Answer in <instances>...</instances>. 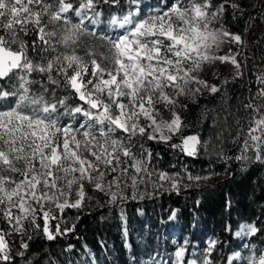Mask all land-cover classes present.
<instances>
[{
	"label": "snow or ice",
	"instance_id": "snow-or-ice-1",
	"mask_svg": "<svg viewBox=\"0 0 264 264\" xmlns=\"http://www.w3.org/2000/svg\"><path fill=\"white\" fill-rule=\"evenodd\" d=\"M229 8L235 15L240 5L0 0V264H57L32 248L74 234L76 224L67 223L66 213L76 210L79 219L93 199L99 207L120 209L127 236L124 203L155 199L160 190L179 194L210 178L157 169L147 142L192 158L211 146L225 161L264 165V72L254 91L249 86L245 116L236 121L238 155L226 156L200 133L189 134L177 110L188 107L181 97L221 93V86L201 78L206 64H231L233 78H243L239 52L218 54L225 43L243 48L242 36L225 26ZM89 188L100 195L90 196ZM262 231L243 224L236 235ZM217 244L210 241L204 254L190 259L186 241L168 264H220ZM238 247L247 253L234 252L222 264H264V249Z\"/></svg>",
	"mask_w": 264,
	"mask_h": 264
},
{
	"label": "trees",
	"instance_id": "trees-1",
	"mask_svg": "<svg viewBox=\"0 0 264 264\" xmlns=\"http://www.w3.org/2000/svg\"><path fill=\"white\" fill-rule=\"evenodd\" d=\"M235 2L240 9L235 15L231 8L228 9L226 28L240 34L243 40L247 37V30H252L248 37L250 55L243 50L239 57L244 64L243 78L234 79V74L220 72L212 81L221 86V93H204L194 100H186L184 103L188 107L181 110L189 134L200 133L202 140H210L230 157L239 154L232 138L236 134V121H243L245 116L242 103L246 102L249 86L255 90L256 76L264 72V1ZM225 80H228L226 85ZM145 147L154 153L153 164H158L163 171L174 173L188 169L194 174L222 175L225 178L199 188L182 189L179 194L171 192L155 199L123 204L127 236L124 235L119 208L90 207L79 213V219H76V210H69L67 223H75L76 232L56 242L39 240L32 251L42 259L50 256L57 264H81L82 255L88 261L97 260L103 264H134L138 252L131 229L144 219L160 231H166L172 225L193 239L197 233L214 237L218 241L216 255L219 254L217 258L222 264L233 248L232 233L241 225L257 224L264 230V165L248 163L243 166L240 162L214 156L213 152L201 151L196 158L187 157L164 144L152 142H147ZM173 211L176 216L170 220ZM138 212L143 213V218ZM225 225H231L232 231H225ZM252 240L257 247L264 248V231ZM69 244L74 246L72 252L65 251Z\"/></svg>",
	"mask_w": 264,
	"mask_h": 264
},
{
	"label": "rangeland",
	"instance_id": "rangeland-1",
	"mask_svg": "<svg viewBox=\"0 0 264 264\" xmlns=\"http://www.w3.org/2000/svg\"><path fill=\"white\" fill-rule=\"evenodd\" d=\"M264 1V0H263ZM143 5H150L152 7H156L158 4V0H143ZM162 6V4L160 5ZM151 8L146 9V11H150ZM251 29L247 30V37L243 40V48L238 47L237 45L233 43H225L220 51L219 55H226V54H236L237 52H243L245 50V53L247 55H250V51L248 49L249 45V36L251 34ZM111 34V32H109ZM220 72L228 73V74H234L235 69L231 64H221L217 62L215 65H205L204 71L200 73V76L202 79L207 80L209 83H213L212 78L216 77ZM195 87V85H193ZM204 93H208L207 91H204ZM199 96V95H198ZM196 98V97H195ZM195 98L192 97H181V100L184 102L186 100H194ZM180 111L182 109H177ZM168 114L165 113V118H167ZM210 151L214 156L215 152L213 151L212 147L210 146ZM220 147L216 145L215 151H219ZM154 166L161 170L158 166V164H154ZM210 178L208 180H202L200 181V186L202 185H210L215 182L223 180L225 177L222 175H213L209 174ZM149 192L152 191L151 187L148 189ZM88 193L92 197H98L100 194L94 192L91 188L88 189ZM171 193L169 191L160 190L159 195L161 194H167ZM106 199V198H104ZM151 198H146L144 200H148ZM143 200H137V201H128L124 204H132V203H139ZM91 208H100L96 199H93L91 202ZM109 210H116L117 208L113 207H106ZM139 217L143 218V213L138 212ZM172 220V219H170ZM141 221V220H140ZM132 233L134 236V239L137 243V261L134 264H168L169 261H174V252L175 250L180 247L181 245H184V243L187 241V246L189 248V258H196L200 257L202 254H204L205 249L207 248L210 241H216L214 237H207V236H201L200 233H197L196 236L191 238L185 233H182L179 228L172 227V225L169 226L168 230L166 231H160L158 228H152L145 220L140 222L139 225L132 227ZM240 231V227L237 231L232 233V241H233V248L231 253L228 256H231L234 252H244L247 253V249L238 247V245L242 243H248L251 244L256 250L264 249L257 247L252 238L253 237H244V236H237L236 232ZM227 256V257H228ZM219 257V254L217 255ZM85 256H81V264H85L84 260ZM98 264H103L102 262H98ZM116 264V262H115Z\"/></svg>",
	"mask_w": 264,
	"mask_h": 264
}]
</instances>
